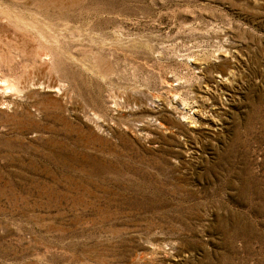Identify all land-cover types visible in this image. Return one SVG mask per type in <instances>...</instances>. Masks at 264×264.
<instances>
[{
	"label": "rangeland",
	"instance_id": "1",
	"mask_svg": "<svg viewBox=\"0 0 264 264\" xmlns=\"http://www.w3.org/2000/svg\"><path fill=\"white\" fill-rule=\"evenodd\" d=\"M0 264H264V0H0Z\"/></svg>",
	"mask_w": 264,
	"mask_h": 264
},
{
	"label": "bare ground",
	"instance_id": "2",
	"mask_svg": "<svg viewBox=\"0 0 264 264\" xmlns=\"http://www.w3.org/2000/svg\"><path fill=\"white\" fill-rule=\"evenodd\" d=\"M6 86H8V85H6ZM6 86H5V87H6ZM9 86H11V85H9ZM12 87H13V85H12ZM14 87H15V86H14ZM8 88H10V87H8ZM9 90H12V89L10 88ZM13 90H14V89H13ZM18 90H19V89H18Z\"/></svg>",
	"mask_w": 264,
	"mask_h": 264
}]
</instances>
